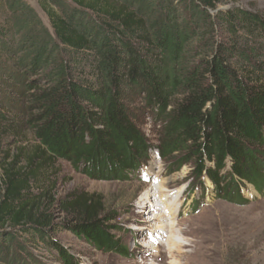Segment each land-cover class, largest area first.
<instances>
[{"label": "trees", "instance_id": "16d2710c", "mask_svg": "<svg viewBox=\"0 0 264 264\" xmlns=\"http://www.w3.org/2000/svg\"><path fill=\"white\" fill-rule=\"evenodd\" d=\"M232 1L38 0L48 26L28 1L0 0V81L28 98L36 141L11 152L30 128L0 108V264H47L37 250L81 264L54 238L63 229L119 250L95 195L61 199L73 219L56 223L52 179L59 161L136 174L150 149L136 97L165 122L162 155L194 163L193 180L241 205L250 187L264 194V12L221 8Z\"/></svg>", "mask_w": 264, "mask_h": 264}, {"label": "rangeland", "instance_id": "374dc122", "mask_svg": "<svg viewBox=\"0 0 264 264\" xmlns=\"http://www.w3.org/2000/svg\"><path fill=\"white\" fill-rule=\"evenodd\" d=\"M26 1L37 10L44 23L49 26V19L38 0ZM231 7L264 12V0H233L221 6L224 9ZM10 88L0 81V108L8 106L6 108L10 111H15L14 115L21 116L15 122L18 125L24 123V126L30 128L31 126L24 122L28 119L27 106L19 107L26 105L28 98L13 93ZM130 104L150 148L147 153L148 160L136 174L128 176L127 180L113 177L96 178L76 170L68 161H59L55 166L58 173L52 179L54 181L52 195L56 201L52 207V214L56 223H68L73 219L70 212L62 208L59 203L61 199L73 193L95 195L101 214H109L114 218L109 224L115 227L113 235L118 242L119 250L102 251L68 229L55 233L54 238L58 243L81 264H150L151 261L153 264H161L163 259L166 264H170L169 253L165 252L163 259H160L154 255L155 250H148L145 247L150 242L151 232L144 230L147 233L143 235L144 233L141 234L140 231L141 224L148 223L150 218L161 214L152 210L157 204L154 196L150 202L151 210L146 203L143 205L146 206L144 210L149 211L141 213L143 210L138 208L143 196L149 190L155 191L156 187L160 186L161 180L156 179L159 174L162 179L174 177V181L168 187L169 190H183L180 218L175 225L179 224L183 232L184 239H178L188 242L184 245V250L189 251L195 242L205 240L211 250L207 263L264 264V194H258L250 187L248 192L244 190L248 202L241 205L217 195L206 176L202 177V181L193 180L191 174L194 163L179 165L181 156L172 160L162 155L158 149L164 120L149 112L141 98L136 97ZM35 143L30 128L26 131L24 140L10 138L6 147L14 152V148L19 145L30 149ZM200 181L204 186L200 185ZM135 217H138L136 221ZM38 248L43 250L41 247ZM36 255L45 259L47 264H65L55 257L56 254L53 256L50 252L37 250Z\"/></svg>", "mask_w": 264, "mask_h": 264}, {"label": "bare ground", "instance_id": "6f19581e", "mask_svg": "<svg viewBox=\"0 0 264 264\" xmlns=\"http://www.w3.org/2000/svg\"><path fill=\"white\" fill-rule=\"evenodd\" d=\"M160 176L161 175L158 174L156 177L157 180H161L160 186L156 187L155 191L153 189L149 190L138 203V208L143 210L141 213L149 211V209H152L150 202L152 196H154L157 204L154 205L152 210L153 212L157 211L161 213L160 215L157 214L150 218L148 223L141 224V234L144 233L143 235H145L147 233L145 232L146 230L151 232L149 234L150 242L147 243L145 247L148 250H155L154 255L156 257L158 256L160 259H163V254L165 252L169 253L171 256L170 264H210L207 263V258L210 255V247L208 244L206 245L205 240H202V242L199 240L195 242L191 245L192 249L189 251L184 250V245L188 244V242H185L184 240L180 241L178 239H184L182 237L183 232L179 224L175 225L176 221L178 220L179 222L180 218L179 212L182 204L183 190H169L168 187H170V183L174 181V177L162 179ZM145 203L149 208L147 210H144L146 206L143 205ZM136 219H138V217H135V221ZM146 227L151 228L146 229ZM156 250L158 252L157 254ZM150 264H153V261H151ZM161 264H166L164 259L161 261Z\"/></svg>", "mask_w": 264, "mask_h": 264}]
</instances>
